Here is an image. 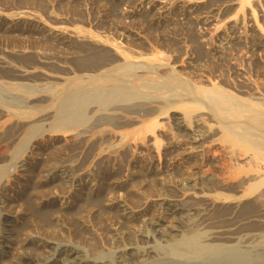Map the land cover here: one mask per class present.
<instances>
[{
  "label": "rangeland",
  "instance_id": "obj_1",
  "mask_svg": "<svg viewBox=\"0 0 264 264\" xmlns=\"http://www.w3.org/2000/svg\"><path fill=\"white\" fill-rule=\"evenodd\" d=\"M250 2L0 0V238L16 234L11 253L73 247L89 264H133L123 251L146 248L155 257L138 264H182L170 244L233 225L239 236L218 242L244 250L237 264H264V0ZM220 94L231 98L222 112Z\"/></svg>",
  "mask_w": 264,
  "mask_h": 264
},
{
  "label": "bare ground",
  "instance_id": "obj_2",
  "mask_svg": "<svg viewBox=\"0 0 264 264\" xmlns=\"http://www.w3.org/2000/svg\"><path fill=\"white\" fill-rule=\"evenodd\" d=\"M232 1H234V0H232ZM245 2H250V0H244ZM151 2V1H150ZM226 2V1H225ZM229 2H230V0H229ZM240 2V1H239ZM238 2V3H239ZM243 2V1H242ZM238 3H236V4H238ZM264 3V2H263ZM161 4V3H160ZM240 4V3H239ZM224 5V4H223ZM250 5H251V2H250ZM238 6V5H237ZM213 7H215V6H213ZM226 7H228V5L226 6ZM193 8V7H192ZM230 8H231V6H230ZM243 10H245V9H243ZM246 11V10H245ZM255 11V10H254ZM253 12V11H252ZM256 12V11H255ZM209 13V12H208ZM226 14V13H225ZM4 15H6V14H4ZM21 15V14H20ZM19 15V16H20ZM26 16H27V14H25ZM254 15H257V14H254ZM29 16V15H28ZM31 16V15H30ZM34 16V15H33ZM37 17V16H36ZM13 18V17H12ZM15 18V17H14ZM19 18V17H18ZM27 18V17H26ZM34 18V17H33ZM31 19V18H30ZM212 19V18H211ZM13 20H16V19H13ZM33 20V19H32ZM63 22V21H62ZM61 22V23H62ZM59 23H60V21H59ZM8 24V23H7ZM18 24V23H17ZM57 29V28H56ZM58 31H60V30H58ZM64 31V30H63ZM69 31V30H68ZM67 31V32H68ZM76 31H79V30H76ZM85 32V31H84ZM58 33V32H57ZM64 33H65V31H64ZM63 33V34H64ZM69 33V32H68ZM77 33V32H76ZM62 34V35H63ZM73 34V33H72ZM68 36V35H67ZM75 35H73V37H74ZM82 36V35H81ZM84 37H86V36H84ZM77 38V37H76ZM92 38V37H91ZM86 39V38H85ZM84 39V40H85ZM83 40V41H84ZM61 41V40H60ZM81 41V40H80ZM95 42V41H94ZM99 44V43H98ZM88 45V44H87ZM104 45V44H103ZM102 45V46H103ZM105 46V45H104ZM102 51V50H101ZM100 52V51H99ZM126 54V53H125ZM96 56V55H95ZM94 56V57H95ZM124 56H126V55H124ZM92 57V56H91ZM90 57V58H91ZM94 57H93V59H94ZM99 57V56H98ZM107 57V56H106ZM89 58V59H90ZM121 58V57H120ZM125 58H127V56L125 57ZM129 58V57H128ZM88 59V58H87ZM111 59V58H110ZM114 59V58H113ZM122 59H123V57H122ZM95 60V59H94ZM93 60V61H94ZM102 60V59H101ZM117 60V59H116ZM88 61V60H87ZM90 61V60H89ZM88 61V62H89ZM96 61H98V59L96 60ZM95 61V62H96ZM87 62V63H88ZM91 62V61H90ZM113 62V61H112ZM116 63V62H115ZM94 64V63H93ZM108 64H110V63H108ZM102 66V65H101ZM107 66H109V65H107ZM106 66V67H107ZM104 67V65L102 66V67H99V68H103ZM79 68V67H78ZM80 69V68H79ZM29 70V69H28ZM31 70V69H30ZM1 71V70H0ZM64 73V72H63ZM114 88V87H113ZM87 90V89H86ZM102 91V90H101ZM86 92H88V90L86 91ZM132 94H134V91H133V93ZM92 95V94H91ZM110 95H112V94H110ZM82 99V98H81ZM80 99V100H81ZM229 99H231L230 97H228L227 95H224V94H220V97L218 98V99H216L215 100V102H216V104H217V106H218V108H219V110L222 112L223 110H221V108H222V104H225V103H228V100ZM75 101V100H74ZM153 102V101H152ZM63 104V103H62ZM85 105V104H84ZM187 106V105H186ZM192 106V105H191ZM132 107V106H131ZM189 107V106H188ZM129 108V107H128ZM125 109H127V108H125ZM182 109V108H181ZM183 109H184V106H183ZM194 109V108H193ZM193 109H189V110H193ZM186 110V109H185ZM153 111V110H152ZM157 110H155V112H156ZM161 110H159V112H160ZM123 112H124V109H123ZM126 112V111H125ZM163 112V111H162ZM187 112V111H186ZM189 112V111H188ZM4 113V112H3ZM133 113V112H132ZM134 113H136L135 115H137V112L135 111ZM140 113V112H139ZM138 113V117L140 116V115H142V114H139ZM148 112H146V114H147ZM150 113V112H149ZM157 113V112H156ZM32 114H34V113H32ZM165 114V113H164ZM8 115V114H7ZM11 115H17V114H15V113H13V114H11ZM127 115V114H126ZM145 115V114H144ZM148 115V114H147ZM146 115V116H147ZM31 116V115H30ZM111 116V115H110ZM153 116H155V114L153 115ZM7 117V116H6ZM43 117V116H42ZM143 117V116H142ZM145 117V116H144ZM162 117V116H161ZM177 117V116H176ZM202 117V116H201ZM47 118H48V116H47ZM46 118V119H47ZM3 119V118H2ZM100 119V118H99ZM112 118H110V120H111ZM120 119V118H119ZM156 119H159V118H156ZM43 120V119H42ZM48 120V119H47ZM101 120H102V118H101ZM115 120V119H114ZM148 120V119H147ZM176 120V119H175ZM178 120H179V118H178ZM1 121V120H0ZM13 121V120H12ZM109 121V120H108ZM132 121V120H131ZM130 121V122H131ZM156 121V120H155ZM177 121V120H176ZM199 121V120H198ZM15 122V121H14ZM102 122V121H101ZM115 122H117V121H115ZM122 122V121H121ZM13 123V122H12ZM26 123V122H25ZM96 123V122H95ZM94 123V124H95ZM103 123V122H102ZM106 123V122H105ZM152 123V122H151ZM198 124H199V122H197ZM201 123V122H200ZM3 124V123H2ZM16 124V123H15ZM111 124V123H110ZM120 124V123H119ZM119 124H116V126L117 125H119ZM133 124V123H132ZM176 124V123H175ZM179 124H182V123H179ZM184 124V123H183ZM196 124V123H195ZM197 124V125H198ZM19 125V124H18ZM149 125V124H148ZM202 125V124H201ZM2 126V125H1ZM6 126V125H5ZM16 126V125H15ZM20 126H21V124H20ZM100 126V125H99ZM112 126H114L113 124H112ZM120 126V125H119ZM147 126V125H146ZM151 126H153V125H151ZM155 126V125H154ZM159 125L157 124V127H158ZM175 126V125H174ZM182 126V125H181ZM196 126V125H195ZM22 127V126H21ZM62 127V126H61ZM60 126H58V127H56V131H60V130H62V128H61ZM102 127V126H101ZM110 127V126H109ZM115 127V126H114ZM123 127V126H122ZM131 127V126H130ZM141 127V126H140ZM177 127V126H176ZM14 128V127H13ZM27 128V127H26ZM110 128H112V127H110ZM154 128H156V126L154 127ZM153 128V129H154ZM159 128V127H158ZM179 128V127H178ZM195 128V127H194ZM199 128V127H198ZM59 129V130H58ZM101 129V128H100ZM117 129H119V127H117ZM124 129H125V127H124ZM147 129V128H146ZM205 129V128H204ZM9 130H10V128H9ZM107 130V129H106ZM121 130V129H120ZM193 130V129H192ZM199 130H201V129H199ZM71 131V130H70ZM86 131V130H85ZM98 131V130H97ZM116 131H118V130H116ZM149 131V130H148ZM194 131V130H193ZM198 130H196V132H197ZM202 131V130H201ZM11 132H12V129H11ZM16 132V131H15ZM14 132V133H15ZM19 132L21 133L22 131H20L19 130ZM67 131H65V133H66ZM87 132H89V131H87ZM92 132V131H91ZM104 132V131H103ZM125 132V131H124ZM129 132V131H128ZM150 132H151V130H150ZM149 132V133H150ZM182 132V131H181ZM195 132V131H194ZM202 132H204V131H202ZM207 132V131H206ZM206 132H204V133H206ZM10 133V132H9ZM8 132H7V134H9ZM56 133V132H55ZM54 133V134H55ZM61 133V132H60ZM69 133V132H68ZM81 133V132H80ZM116 133V132H115ZM126 133H127V131H126ZM130 133V132H129ZM129 133H128V135H129ZM132 133H134V132H132ZM138 133V132H137ZM147 133V132H146ZM185 133V132H184ZM201 133V132H200ZM217 133V132H216ZM228 133V132H227ZM19 134V133H18ZM18 134L16 135V137H20V136H18ZM84 134H86V133H84ZM87 134H89V133H87ZM98 134V133H97ZM100 134V133H99ZM135 134H136V132H135ZM135 134H134V136H135ZM144 134V133H143ZM153 134H154V130H153ZM152 134V135H153ZM156 134V133H155ZM154 134V135H155ZM161 134V133H160ZM188 134H189V132H188ZM194 134V133H193ZM209 134H210V132H209ZM212 134H213V132H212ZM211 134V135H212ZM233 133H231V135H232ZM5 135V134H4ZM48 135H50V134H48ZM102 135V134H101ZM106 135V134H105ZM114 135V134H113ZM117 135V134H116ZM127 135V134H126ZM125 135V136H126ZM138 135H139V133H138ZM146 135V134H145ZM150 135V134H149ZM181 135V134H180ZM7 136V135H6ZM12 136V135H11ZM64 136H65V134H64ZM77 136H79V135H77ZM89 136V135H88ZM118 136H120V135H118ZM122 136V135H121ZM141 136V135H140ZM148 136V135H147ZM183 136V135H182ZM190 136H191V134H190ZM189 136V137H190ZM205 136V135H204ZM234 136H236V135H234ZM5 137V136H4ZM15 137V138H16ZM86 137V136H85ZM98 137V136H97ZM105 137V136H104ZM130 137V136H129ZM145 137V136H144ZM193 137V136H192ZM199 137H201L202 138V136H199ZM207 137V136H206ZM231 138H234V137H232V136H230ZM230 137H229V140H231L230 139ZM238 137V135L236 136V139H235V141H234V143H238V144H240V143H242V145L243 146H245V147H247V148H255V144H254V142H252L251 140H248V139H243V138H237ZM11 138V137H10ZM107 138H108V136H107ZM137 138V137H136ZM149 138V137H148ZM191 138V137H190ZM197 138V137H196ZM210 138V137H209ZM211 138H213V137H211ZM58 139V138H57ZM99 139V138H98ZM102 139V138H101ZM100 139V140H101ZM106 139V138H105ZM118 139V138H117ZM124 139V138H123ZM123 139H122V142H123ZM135 139V138H134ZM142 139H144V138H142ZM147 139V138H146ZM145 139V140H146ZM194 139V138H193ZM228 139V138H227ZM16 140H17V138H16ZM104 140V139H103ZM119 140H120V137H119ZM129 140H131V139H129ZM196 140V139H195ZM197 140H199L198 138H197ZM204 140V139H203ZM10 141V140H9ZM9 141H7V138H6V142H9ZM45 141V140H44ZM58 141V140H57ZM85 141V140H84ZM91 141H93V139L91 140ZM96 141V140H95ZM95 141H93V142H95ZM105 141V140H104ZM107 141V140H106ZM108 141H110V140H108ZM112 141V140H111ZM125 141V140H124ZM134 141V140H133ZM140 141V140H139ZM144 141V140H143ZM189 141V140H188ZM192 141V140H191ZM208 141H210V142H212V140H208ZM214 141V140H213ZM224 141V140H223ZM227 141V140H226ZM1 142V141H0ZM12 142H15V141H12ZM17 142V141H16ZM131 142V141H130ZM5 142H2V144H4ZM82 143V142H81ZM88 143V142H87ZM103 143V142H102ZM106 143V142H105ZM121 143V142H120ZM129 143V142H128ZM127 143V144H128ZM134 143V142H133ZM206 143V142H205ZM213 143H215V142H213ZM1 144V145H2ZM9 144V143H8ZM48 144V143H47ZM95 144V143H94ZM97 144H98V141H97ZM114 144V143H113ZM116 144V143H115ZM193 144V143H192ZM203 144V143H202ZM201 144V145H202ZM207 144H210V143H208L207 142ZM0 145V146H1ZM14 145V144H13ZM12 145V146H13ZM40 145V144H39ZM42 145H44V144H42ZM89 145V144H88ZM96 145V144H95ZM102 145V144H101ZM112 145V144H111ZM118 145V144H117ZM129 145V144H128ZM150 145V144H149ZM194 145V144H193ZM198 145V144H197ZM206 145V144H205ZM233 145H235V144H233ZM237 145V144H236ZM235 145V147H237ZM8 146V145H7ZM94 146V145H93ZM97 146V145H96ZM95 146V149L97 148ZM119 146V145H118ZM118 146L116 147L115 146V148H118ZM187 146V145H186ZM6 147V146H5ZM36 147V146H35ZM82 147V146H81ZM102 147H104V146H102ZM109 147V146H108ZM130 147V146H129ZM128 147V148H129ZM193 148H195L194 146H192ZM199 147V146H198ZM210 147V146H209ZM234 147V146H233ZM244 147V148H245ZM38 148V147H37ZM60 148V147H59ZM83 148V147H82ZM88 148V147H87ZM93 148V147H92ZM101 148V147H100ZM114 148V149H115ZM197 148V147H196ZM231 148H232V146H231ZM5 149V148H4ZM3 149V150H4ZM75 149V148H74ZM94 149V148H93ZM95 149L93 150L94 152H95ZM102 149V148H101ZM100 149V150H101ZM123 149V148H122ZM246 149V148H245ZM256 149V148H255ZM254 149V150H255ZM2 150V151H3ZM45 150V149H44ZM86 150V149H85ZM91 150V149H90ZM97 150V149H96ZM102 150H104V149H102ZM124 150V149H123ZM129 150V149H128ZM177 150V149H176ZM195 150V149H194ZM242 150H243V148H242ZM249 150V149H248ZM6 151V150H5ZM92 151V152H93ZM111 151H112V149H111ZM118 151V150H117ZM170 151V150H169ZM264 151V150H263ZM31 152L33 153V150H31ZM43 152V151H42ZM45 152V151H44ZM108 152H110V150H108ZM121 152V151H120ZM126 152V151H125ZM130 152V151H129ZM187 152H188V150H187ZM246 152V151H245ZM247 152H249V151H247ZM246 152V153H247ZM254 152H257V154L259 153V151H257V150H255ZM100 153V152H99ZM172 153H173V151H172ZM250 153H251V151H250ZM90 154V153H89ZM94 154V153H93ZM101 154V153H100ZM106 154V153H105ZM114 154H115V152H114ZM122 153H120V155H121ZM124 154V153H123ZM123 154H122V156H123ZM143 154V153H142ZM1 155V154H0ZM42 155V154H41ZM110 155V154H109ZM118 155V154H117ZM119 155V156H120ZM191 155V154H190ZM189 155V156H190ZM196 155V154H195ZM262 156H261V159H262V157H264L263 156V154H261ZM40 156V155H39ZM44 156V155H43ZM99 156V155H98ZM111 156H112V154H111ZM114 156V155H113ZM127 156H128V154H127ZM132 156V155H131ZM256 156V155H255ZM257 156H260V153L257 155ZM40 157H42V156H40ZM83 157V156H82ZM88 157V156H87ZM107 157H109V156H107ZM130 157V156H129ZM32 158H33V156H32ZM38 157H36V159H37ZM103 158V157H102ZM27 159V158H26ZM31 158H29V160H30ZM44 159V158H43ZM85 159V158H84ZM91 159V158H90ZM99 159V158H98ZM101 159V158H100ZM109 159V158H108ZM259 159V158H258ZM264 159V158H263ZM262 159V160H263ZM1 160V159H0ZM45 160V159H44ZM33 161V160H32ZM90 161V160H89ZM88 161V162H89ZM102 161V160H101ZM264 161V160H263ZM3 162H4V160H3ZM45 162V161H44ZM31 163V162H30ZM33 164V163H32ZM84 165H86V162L85 163H83ZM88 164V163H87ZM43 165V164H42ZM45 165V164H44ZM81 165V164H80ZM29 166V165H28ZM30 166H32V165H30ZM75 166V165H74ZM35 167V166H34ZM42 167H44V166H42ZM46 167V166H45ZM82 167V166H81ZM80 167V168H81ZM87 167V166H86ZM79 168V167H78ZM77 168V169H78ZM84 168H85V166H84ZM83 167H82V169H84ZM25 169V168H24ZM75 169V168H74ZM28 170H31V169H28ZM28 170H27V172H28ZM35 170V169H34ZM34 170H33V172H34ZM41 170H42V168H41ZM67 170H69V169H67ZM66 170V171H67ZM78 170H80V169H78ZM38 171V170H37ZM42 171H45L44 172V177H48L49 179L51 178L52 179V177L54 176V174H53V172L49 169V170H42ZM63 171V170H62ZM65 171V170H64ZM23 172V171H22ZM27 172H24V173H27ZM30 172V171H29ZM28 172V173H29ZM77 172V171H76ZM86 172V171H85ZM55 173V172H54ZM68 173V172H67ZM70 173H72V172H70ZM78 173H79V171H78ZM31 174V173H30ZM38 174V173H37ZM65 174V173H64ZM73 174V173H72ZM75 174V173H74ZM17 175V174H16ZM20 175V174H19ZM18 175V176H19ZM22 175V174H21ZM28 175V174H27ZM40 175V174H39ZM76 175V174H75ZM63 176H65V175H63ZM62 176V177H63ZM15 177V176H14ZM36 177H38V176H36ZM56 177H57V175H56ZM56 177H54L53 179H55ZM65 177H67L68 179H74V177H73V175L72 176H69V175H67V176H65ZM73 177V178H72ZM38 178H40V176L38 177ZM43 178V177H42ZM80 178V177H79ZM11 179V178H10ZM47 179V178H46ZM52 179V180H53ZM61 179V178H60ZM59 179V180H60ZM76 179V178H75ZM31 180V179H30ZM34 180H36V179H34ZM40 180V179H39ZM11 181V180H10ZM29 181V180H28ZM37 181H38V179H37ZM36 181V182H37ZM65 181H69V180H65ZM9 182V181H8ZM35 182V181H34ZM35 182V183H36ZM263 182H264V178H263ZM28 183H30V182H28ZM34 183V184H35ZM46 183V182H45ZM47 183H49V182H47ZM9 184V183H8ZM67 184H68V182H67ZM7 185V184H6ZM32 185V184H31ZM53 186H54V184H52ZM51 185V186H52ZM11 186V185H10ZM9 186V187H10ZM46 187V186H45ZM50 186H48L46 189L48 190V188H49ZM254 187V186H253ZM6 188H8V187H6ZM32 188V187H31ZM30 188V189H31ZM52 188V187H51ZM50 188V189H51ZM254 188H256V187H254ZM3 189V188H2ZM44 187H43V189H40V192H43V191H41V190H46ZM36 190H37V187H36ZM39 190V189H38ZM30 191V190H29ZM35 191V190H34ZM251 191V190H250ZM32 193H33V190L31 191ZM30 192V193H31ZM37 192V191H36ZM45 192V191H44ZM200 192V191H199ZM29 193V194H30ZM31 193V194H32ZM35 193V192H34ZM2 194V193H1ZM50 194V193H49ZM200 194V193H199ZM198 194V195H199ZM4 196V195H3ZM217 196V195H216ZM43 197H46V196H43ZM196 197V196H195ZM210 197V196H209ZM36 198V197H35ZM35 198H33V199H35ZM179 198V197H178ZM236 198V197H235ZM32 199V200H33ZM37 199V198H36ZM35 199V200H36ZM46 199V198H45ZM190 199V198H189ZM189 199H187V200H189ZM48 200V199H47ZM176 200V199H175ZM191 200V199H190ZM205 200V199H204ZM34 201V200H33ZM42 201V200H41ZM192 201V200H191ZM196 201V200H195ZM43 202V201H42ZM48 202V201H47ZM52 202V201H51ZM201 202V201H200ZM172 203V202H171ZM234 203V202H233ZM48 204H51L52 205V203H48ZM201 204V203H200ZM229 204V203H228ZM252 204V203H251ZM197 205V204H196ZM220 205V204H219ZM253 205V204H252ZM200 206V205H199ZM218 206V205H217ZM249 206V205H248ZM247 206V207H248ZM251 206V205H250ZM45 207H46V205H45ZM172 207V206H171ZM176 207H177V205H176ZM180 207V206H179ZM206 207V206H205ZM221 207V206H220ZM220 207H217V209L218 208H220ZM253 207V206H252ZM255 207V206H254ZM9 208V207H8ZM33 208H34V206H33ZM47 208V207H46ZM50 208V207H49ZM173 208V207H172ZM193 208H194V206H193ZM230 208V207H229ZM232 208H233V206H232ZM241 208V207H240ZM244 207L242 206V209H243ZM28 210L30 209V208H27ZM51 209H52V206H51ZM60 211H62V213L59 211V213H61V214H63V211L65 210V207H63V206H60ZM195 209V208H194ZM198 210H199V208H197ZM202 209V208H201ZM204 209V208H203ZM235 209V208H234ZM246 209V208H245ZM6 210V209H5ZM47 210H49V209H47ZM47 210H46V212H47ZM173 210V209H172ZM207 210V209H206ZM230 210V209H229ZM233 210V209H232ZM251 210V209H250ZM8 211H9V209H8ZM8 211H5V213L6 212H8ZM33 211V210H32ZM43 211H45L44 209H43ZM52 212H53V209L51 210ZM66 211V210H65ZM120 211V210H119ZM221 211V210H220ZM223 211V210H222ZM231 211V210H230ZM244 211V210H243ZM249 210H247V211H245V212H248ZM34 212L35 213H31V214H35L34 215V217L35 216H37L36 215V211L34 210ZM180 212V214H181V211H179ZM196 212H197V210H196ZM203 212H205V211H203ZM214 212H215V210H214ZM224 212H225V209H224ZM226 212H228L227 210H226ZM251 212H252V210H251ZM259 212V211H258ZM258 212H256V214L258 213ZM8 213H10V212H8ZM16 212H14L13 214L14 215H16L15 214ZM55 212H53V214H54ZM65 213V212H64ZM207 213V212H206ZM218 213H220L219 212V210H218ZM241 213H243L242 211H241ZM241 213H240V215H241ZM250 213V212H249ZM38 214V213H37ZM122 214L123 215H125V216H127V215H129L130 213L127 211V209H124L123 210V212H122ZM175 214H176V212H175ZM199 214H200V211H199ZM202 214V213H201ZM229 214V213H228ZM228 214H226L227 216H228ZM248 214V213H247ZM246 213H245V216L247 215ZM264 214V213H263ZM49 215V214H48ZM47 215V217L49 218L50 217V215L48 216ZM203 215V217H202V219H204L205 217H207L206 216V214H202ZM225 215V216H226ZM244 215V214H243ZM250 215V214H249ZM7 216V215H6ZM176 216V215H175ZM174 216V217H175ZM226 216V217H227ZM251 216V215H250ZM255 216V215H254ZM33 217V219H35ZM172 217H173V215H172ZM220 217V216H219ZM221 217H223V216H221ZM7 218V217H6ZM23 218V217H22ZM50 218H52V217H50ZM11 219V218H10ZM9 219V220H10ZM45 219H47L46 217H45ZM44 219V220H45ZM8 220V219H7ZM36 220H38V219H36ZM43 220V219H42ZM51 220V219H50ZM163 220V219H162ZM6 221V220H5ZM13 221H14V219H13ZM26 221H28V220H26ZM39 221V220H38ZM241 221V220H240ZM21 222V221H20ZM35 222V221H34ZM159 223H154L155 225H158V227L157 228H162V224L161 223H163V222H161L160 223V221H158ZM239 222V221H238ZM237 222V224H239ZM9 223V222H8ZM24 224H25V222H23ZM43 223H47V221L45 222H42L41 224H43ZM49 223V222H48ZM255 223V222H254ZM257 223V222H256ZM27 224V223H26ZM26 224L24 225V226H26ZM30 224V223H29ZM50 224V223H49ZM161 224V225H160ZM165 224V223H164ZM236 224V225H237ZM259 224V223H258ZM15 225V224H14ZM48 225V224H47ZM261 225V224H260ZM18 226V225H17ZM23 226V225H22ZM28 226V225H27ZM45 226V225H44ZM253 226V225H252ZM256 226V225H255ZM11 227V226H10ZM196 227H197V225H196ZM196 227H194L195 229H196ZM232 227L233 228H231V225H230V228H226V229H216V230H214V232L211 234V235H206V236H202L200 233H197V232H192V230L190 231V232H188V233H186V234H184L183 236H182V239H180L179 241H177V240H175V241H177V242H173L172 243V245L170 244V246H171V248H170V250L169 249H165V248H162V251L163 250H166V252H168V250L173 254V255H180V256H185L186 258H185V260L183 261V262H181L182 264H192L193 263V261L194 260H201V259H213L214 260V263H216V264H237L238 262H240V261H242L243 259H245V253H244V250L242 251L241 249H240V247H239V249L238 250H233V251H229V248H227L228 246H226L228 243V241L226 242V245H224V244H222V243H219L218 241H223V240H227V239H230V238H232L231 237V235H233V236H235L234 234H237L238 232H237V230L235 231V228H234V226L232 225ZM249 227V226H248ZM258 227V226H257ZM12 228V227H11ZM18 228V227H17ZM17 228H15V230L17 229ZM27 228V227H26ZM26 228H24V229H26ZM32 228V227H31ZM167 228V227H166ZM188 228H190V227H188ZM194 228H193V230H194ZM242 228V227H241ZM253 228H255V227H253ZM260 228V227H259ZM262 228V227H261ZM23 229V227H22V229L21 230H24ZM27 229H29V228H27ZM39 229V228H38ZM168 229V228H167ZM173 229V228H172ZM243 229V228H242ZM245 229V228H244ZM247 229V228H246ZM245 229V230H246ZM264 228H262V230H263ZM157 230V229H156ZM199 230V229H198ZM249 230V229H248ZM250 230H251V228H250ZM256 230H258V229H256ZM259 230H261V229H259ZM258 230V231H259ZM3 231H5V229L3 230ZM17 231V230H16ZM158 231V230H157ZM162 231V232H161ZM197 231V230H196ZM240 231V230H239ZM243 230H241L240 232H242ZM23 232V231H22ZM22 232H20V233H22ZM26 233H27V231H25ZM31 232V231H30ZM29 232V233H30ZM159 232H161L160 234H163V232H164V228H162ZM169 231H167V233H168ZM185 232H187V231H185ZM23 234V233H22ZM30 234H32V232L30 233ZM174 234V233H173ZM175 234L178 236V234L175 232ZM181 234V233H180ZM204 234V233H203ZM240 234V233H239ZM14 235H16V234H14L13 233V230L11 229V230H8V233H5L4 234V236H2L1 238H0V264H89V263H86L84 260H83V256H82V254H81V252L79 253L76 249H74L73 247H72V249H70V248H67L66 247V249H64L63 250V252H64V256H65V258L64 257H62V258H59V257H55V256H51V257H48V256H46V254H45V256H41L40 254L41 253H39L38 251H35V253L36 252H38L39 253V255L38 254H36L35 256H33L32 254H31V251H30V249H32V248H29V246H28V243H25V244H22V246H21V248L19 247V249H18V251L16 252V251H14V253H11V245L13 244V242L15 241L14 240ZM141 235V234H140ZM165 235V234H164ZM238 235V234H237ZM245 235V234H244ZM31 236V235H30ZM130 236V235H129ZM132 236V235H131ZM167 236V235H166ZM169 236V235H168ZM175 236V235H174ZM173 236V237H174ZM239 236V235H238ZM252 236V235H251ZM17 237V236H16ZM22 237V236H21ZM33 237V236H32ZM39 237V236H38ZM117 237V236H116ZM160 237V236H159ZM176 237V236H175ZM202 237H204V239L206 238V242L204 243L203 242V240H202ZM236 237V236H235ZM247 237V236H246ZM250 237V236H249ZM119 238V237H118ZM131 238V237H130ZM142 238V237H141ZM148 238V237H147ZM162 238V237H161ZM164 238V237H163ZM16 239V238H15ZM17 239H18V237H17ZM33 239V238H32ZM40 239H41V237H40ZM44 239V238H43ZM45 239H46V237H45ZM48 239V238H47ZM117 239V238H116ZM122 239V238H121ZM133 239V238H132ZM139 240H141L140 238H138ZM137 239V240H138ZM143 239V238H142ZM170 239V238H169ZM173 240V241H174ZM207 240H208V242H207ZM26 241V240H25ZM32 241V240H31ZM37 241H38V239H37ZM47 241V240H46ZM217 241V242H216ZM232 241V240H231ZM230 240H229V242H231ZM19 242V241H18ZM32 242H34V241H32ZM42 242V241H41ZM122 242V241H121ZM145 242V241H144ZM172 242V241H171ZM212 242V243H211ZM46 243V242H45ZM43 244V243H42ZM115 244H118V243H115ZM36 245H39V244H36ZM46 245V244H45ZM55 245V244H54ZM28 246V247H27ZM41 246V245H40ZM52 246V245H51ZM31 247V246H30ZM40 248V247H39ZM135 248V247H134ZM231 248V247H230ZM45 249V248H44ZM130 249V248H129ZM128 248L126 249V250H124L123 251V254L120 256L122 259H125V260H131V261H133V264H138V263H140V262H138L141 258H143V259H150V257L151 256H153V254H154V251L153 250H150V249H139V250H141V251H138V252H133V251H131V249L129 250ZM154 249V248H153ZM14 250V249H13ZM16 250V249H15ZM34 250V249H33ZM35 250H36V248H35ZM49 250V249H48ZM143 250V251H142ZM42 251V250H41ZM137 251V250H136ZM121 252V251H120ZM61 253V252H60ZM122 253V252H121ZM156 253V252H155ZM34 254V253H33ZM163 254H166V253H164L163 252ZM59 255V254H58ZM168 255V254H167ZM251 255V254H250ZM41 256V257H40ZM155 256H153V258H154ZM249 257V256H248ZM222 258H224V259H222ZM184 259V258H183ZM254 259V258H253ZM248 260V259H247ZM121 261V260H120ZM202 261H204V260H202ZM123 262H124V260H123ZM144 262H146V261H144ZM197 263V262H196ZM200 263V262H199ZM256 263V262H255ZM92 264H101V262H93ZM252 264V263H251Z\"/></svg>",
  "mask_w": 264,
  "mask_h": 264
}]
</instances>
